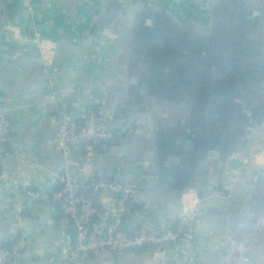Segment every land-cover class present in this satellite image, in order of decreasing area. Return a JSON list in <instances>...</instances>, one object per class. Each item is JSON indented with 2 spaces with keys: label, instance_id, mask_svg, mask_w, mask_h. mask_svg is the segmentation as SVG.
<instances>
[{
  "label": "crops",
  "instance_id": "obj_1",
  "mask_svg": "<svg viewBox=\"0 0 264 264\" xmlns=\"http://www.w3.org/2000/svg\"><path fill=\"white\" fill-rule=\"evenodd\" d=\"M33 5L31 11L26 0L0 2L7 23L0 39V110L12 123L10 141L0 147V242L21 241V264L66 260L76 232L66 225L61 202L29 200L24 190L47 194L58 188L71 163L80 179L132 181L141 173L150 175L134 198L139 208L127 216L132 228L139 226V213L160 212L170 224L184 199L200 201L197 263L264 264V105H244L240 138L227 157L219 151L215 161L195 158L185 166L168 145L183 147L180 130L184 119L202 112L200 96L191 92L190 100L179 102L145 93L138 86L144 62L136 54L148 47L155 19L168 17L190 38L197 36L199 45H190L195 54L222 59L215 61L218 69L237 50L262 87L264 0H33ZM39 35L44 48L37 44ZM206 65L209 71L212 63ZM189 70L200 73L195 66ZM91 113L107 119L111 146L75 142L67 152L57 147L62 115L79 125ZM185 167L188 172L178 177ZM181 180L190 181L184 192ZM18 202L25 205L20 220ZM97 205L113 210L116 199L104 192ZM166 247L114 256L84 253L69 264H182V244Z\"/></svg>",
  "mask_w": 264,
  "mask_h": 264
},
{
  "label": "built area",
  "instance_id": "obj_2",
  "mask_svg": "<svg viewBox=\"0 0 264 264\" xmlns=\"http://www.w3.org/2000/svg\"><path fill=\"white\" fill-rule=\"evenodd\" d=\"M32 11L33 0H26ZM0 14V39L6 26ZM13 29V25H7ZM38 46L44 48L41 35L37 39ZM12 123L6 110H0V147L6 145L11 138ZM113 132L109 128L106 118L95 114H84L81 124L76 125L69 114H63L55 137L57 147L67 152L69 145L80 140L112 138ZM71 166V163H70ZM67 163L61 175L58 188L44 192L32 188L24 190L26 199L38 201L49 198L54 203L61 202V210L65 215V222L76 232V239L65 256L62 264H69L71 259L80 254L91 253L111 256L136 252L139 248L166 249L170 244H182V264H199L194 260V251L198 245L197 221L200 213V201L193 203L184 199L178 214L177 225L166 232H160V227L169 224L160 212H153L152 216L145 212L139 213V226L132 228L127 216L133 211L134 198L141 192L144 179L150 178L147 173H141L135 180L122 178L100 179L88 176L76 178ZM112 194L116 199V208L103 210L97 205V198L104 193ZM25 209L23 203L15 206V217L22 218ZM23 246L17 240L10 245L0 242V264H21Z\"/></svg>",
  "mask_w": 264,
  "mask_h": 264
},
{
  "label": "flooded vegetation",
  "instance_id": "obj_3",
  "mask_svg": "<svg viewBox=\"0 0 264 264\" xmlns=\"http://www.w3.org/2000/svg\"><path fill=\"white\" fill-rule=\"evenodd\" d=\"M158 37H161L160 40L166 44L167 49L164 48L165 51L164 49L163 51L168 52L169 54L173 55L176 51H179L181 48H183V51L187 53H190L189 51H191L192 55H195L200 60H202L204 56L210 57L206 53H200L199 50H196L195 54V49L190 48L189 46L191 44L193 46L199 45V41L196 40L197 36H193L194 39L190 38L191 36L189 34L185 33L184 30L182 31V29L176 25L172 26L170 24L167 30L164 29L162 34H160ZM201 37H203L202 39L206 40L210 38L207 36H200V39ZM181 44H185V46H181ZM172 46H174V48ZM142 51L143 50L141 48H137L136 50L137 55H142L141 58H146V55L151 56L153 54V52H151V54L149 51ZM236 51L237 50L233 51L230 54V60H227V63L233 64L232 67L234 69H236L237 66H242V59L240 58L239 53H236ZM156 52L161 54L159 50ZM209 60H211L212 63L209 71L208 65H205L207 67L204 68L205 73H198L197 71L196 74L195 71H191L192 73L190 74L193 79L200 81L198 82L199 85H196V82H194L195 86L193 85L194 87L192 89L193 94L197 93L196 95L200 96V104L198 107L202 112L206 110L210 114H201L200 120L196 119L195 116L194 118L193 116H190V125L188 129L186 128L187 120L184 119V127L180 130V138L190 144V146L193 144V150L199 152V155L196 154L195 157L198 159H203L204 161L211 160L208 157V155H210L209 152H216V155H218V152L222 151L221 156L227 157V155L230 154V151L234 150L232 145L234 142H238V138H240V112L244 110L243 108H246L244 107L245 104L255 101V95H258L259 91L257 90L258 85L256 84L255 86L257 77L254 73L251 75L252 81L248 82L247 79L241 76H239L240 78L237 77L236 72L232 67L227 73L224 70V67L222 70L218 69L215 65V61H222L220 57H210ZM208 72L210 75H208ZM203 74L206 76L205 80L203 79ZM211 78L213 79L212 81ZM258 97L261 99L260 105H264V99L261 91ZM195 127H197V129L192 130ZM222 128L226 129L222 130ZM221 133L223 134V142L219 145L220 149L215 150L209 147V140L208 142H206V140L209 139V137L214 139L215 136H220L219 134ZM216 155H213L212 161L216 160Z\"/></svg>",
  "mask_w": 264,
  "mask_h": 264
},
{
  "label": "water",
  "instance_id": "obj_4",
  "mask_svg": "<svg viewBox=\"0 0 264 264\" xmlns=\"http://www.w3.org/2000/svg\"><path fill=\"white\" fill-rule=\"evenodd\" d=\"M238 9V8H237ZM2 11V10H1ZM242 20L239 19V22ZM243 22V21H242ZM169 18H165V22H162L159 20V18L155 19L154 25L151 26L152 31L148 33L145 41V47L148 45L147 48H141L144 52H153V54L150 56L146 55V58H141L144 64L141 66L142 67V74L143 78L139 81L140 88L144 89L145 93H151L154 95H161L162 98H167L171 100H178L179 102L185 101V100H190L192 98V92L194 82H196V85H199L198 82L199 80H195L192 78L191 70H189L192 67H197V69L200 72H204V68L201 66H205L208 61L211 62V60L206 59L207 56H204L202 60L198 59L195 55H192L190 53H187L183 51V48H181L179 51H176L173 55L169 54L168 52H164L166 48V44L163 42H159L157 39H161V37H158L160 34H162L163 30L169 27ZM254 32H258L257 30H253ZM181 41V40H180ZM142 44V43H141ZM181 46H185V44H181ZM174 48V46H172ZM190 47V46H189ZM164 49V51H163ZM162 54H158V51ZM175 50V49H174ZM167 53V54H166ZM142 57V55L140 56ZM210 58V57H209ZM208 60V61H207ZM207 61V62H205ZM233 64L227 63L224 65V70L229 72ZM233 68V67H232ZM234 69V68H233ZM236 72V76L243 77L248 80V82H251V75L250 69L248 68V65H242V66H237L236 69H234ZM205 73V72H204ZM252 73V72H251ZM206 78V76H204ZM240 78V77H239ZM204 82V81H203ZM192 86V87H191ZM256 86V84H255ZM258 95H260V91L262 93L263 99H264V86H257ZM258 95H255V101H253L251 104L252 105H257V103L261 102V99L258 97ZM201 114H210L208 111L204 112H197L195 115L196 119L200 120ZM189 120H187V127H189ZM225 127V126H224ZM188 129V128H187ZM197 129L195 127L192 130ZM226 128H222V130H225ZM191 130V131H192ZM193 132V131H192ZM220 136H215L214 139L210 138L206 140L208 142L209 147L212 149H220V144L223 142V137L222 133L219 134ZM213 139V141H212ZM180 142H183V147L179 149V144L174 145V148L172 145H168L170 149L168 148L169 151H175L179 154V159L180 161L185 165L188 166L187 160H194L196 157L195 155L198 154V151H194L192 148V145L188 144L186 141H183L180 138ZM178 142V141H177ZM76 143H85V144H106L107 146H111V138H104V139H89V140H80L77 141ZM214 143V144H213ZM188 144V145H187ZM192 148V149H191ZM114 150H119L122 151L123 149L125 150L126 147H116L113 146ZM210 155H208L210 162L212 161L213 155H216V152H209ZM203 156V155H201ZM204 157V156H203ZM169 160L172 161V158L169 157ZM194 168V165L192 166ZM188 172V169L185 167L183 170L178 172V177L179 173L185 175V173ZM177 170L173 169L171 170V175L173 178H176ZM177 177V179H178ZM172 177H170V180ZM173 180V179H172ZM183 184L182 187V192L187 189L185 186L190 184V181L186 180H181ZM198 195L200 198L203 197V190L199 189L198 190ZM178 219V209H174V214L170 218V224L168 227H160L159 231L160 232H166L169 229H172L176 225V221Z\"/></svg>",
  "mask_w": 264,
  "mask_h": 264
},
{
  "label": "trees",
  "instance_id": "obj_5",
  "mask_svg": "<svg viewBox=\"0 0 264 264\" xmlns=\"http://www.w3.org/2000/svg\"><path fill=\"white\" fill-rule=\"evenodd\" d=\"M2 1L4 2V1H6V0H0V2H2ZM132 208H133V209H138L139 207H135V204L133 203V204H132ZM62 214H63V212H62ZM73 235H75V233H74ZM73 238H74V237H73Z\"/></svg>",
  "mask_w": 264,
  "mask_h": 264
},
{
  "label": "rangeland",
  "instance_id": "obj_6",
  "mask_svg": "<svg viewBox=\"0 0 264 264\" xmlns=\"http://www.w3.org/2000/svg\"><path fill=\"white\" fill-rule=\"evenodd\" d=\"M160 43L162 42L161 40H160V38L159 39H157Z\"/></svg>",
  "mask_w": 264,
  "mask_h": 264
}]
</instances>
